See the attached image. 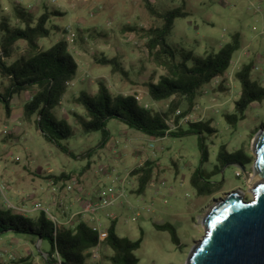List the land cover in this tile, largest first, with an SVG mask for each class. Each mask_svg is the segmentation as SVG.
Wrapping results in <instances>:
<instances>
[{
    "label": "rangeland",
    "instance_id": "1",
    "mask_svg": "<svg viewBox=\"0 0 264 264\" xmlns=\"http://www.w3.org/2000/svg\"><path fill=\"white\" fill-rule=\"evenodd\" d=\"M49 1L0 0V16L14 20V7L17 5L32 10L37 16L45 9L58 10L63 15L51 17L47 26L52 29V33L49 38L40 40V45L47 50L59 41L66 40L68 51L79 66L75 80L60 106L55 109L56 116L66 119L75 131L74 137L60 142L61 146L68 148L77 158L66 154L57 145L48 143L37 129L35 117L31 120L25 119L24 107L32 95L31 92L15 96L10 116L7 115L5 105L0 103L2 206L6 198L12 205L20 207V197L27 198L31 196L33 188L38 189L44 185L42 176L44 180H50L48 176L52 170L55 175L63 172L79 173L87 165L88 159L82 156L98 146L102 134H86L82 131L73 113L82 115L84 110L75 104L74 99L82 91L96 94L99 80L106 83L112 94L134 95L141 105L149 104L155 111H167L171 104V101L152 102L147 88L144 87V83L152 78L157 82L165 74V70L154 62L146 49L148 37L145 31L160 27L162 22L147 11L144 0H56L55 4ZM152 2L159 11H170L184 6L189 13V16L178 18L174 22L172 32L167 37V43L172 48L192 52L195 58L205 57L218 53L231 41L232 35L239 33L240 47L233 56V63L241 57L243 65L252 63L254 68H260V71L252 72L253 80L259 81L264 76V0ZM26 50V43L19 42L11 61L16 60ZM104 58H117L128 72L129 80L119 73H113L110 66L100 63ZM178 60L181 58L178 57ZM188 65L193 66V60ZM226 73H232V65ZM263 82L264 80L261 83ZM7 84V81L0 79V94ZM240 93L241 85L235 76L231 87L227 79H219L218 82L206 86L196 102L190 119L193 122H210L211 128L216 132L203 134L209 152V160L205 164L201 163V136L154 140L129 129L118 120L109 121L107 129L110 137L107 145L96 150L91 158L92 168L84 174L77 187L68 193L72 205L67 202L60 205L64 189L60 190V197L52 200L54 205L58 209L63 208L67 213L73 211L74 207L75 213L82 212L85 204L96 203L100 196L109 193V188H121L125 180L126 198L113 207L98 211L94 216L99 224L106 229L114 220L117 222L116 233L119 237L134 242L142 239L140 249L134 253L138 264H185L193 246L205 234L201 221L216 201L230 192H239L246 200L253 198V185L247 183L244 173L235 165H226L220 173L213 176L212 182L223 184L215 196H198L190 183L191 175L197 168L202 167L210 173L214 171L218 165L217 155L221 146H226L231 153L244 150L251 157L250 164L244 167L249 172V180L253 178L255 157L251 146L259 131L264 129V101L251 105L246 111L245 120L232 126L226 121L225 114L234 113L235 102ZM185 108L186 105H183L180 110ZM4 130L8 134L4 135ZM135 134L146 138L136 139ZM4 150L7 153H3ZM148 160L155 163L154 176L145 193L138 195L137 177H133L131 172ZM101 169L104 171L101 172ZM19 176L34 183L31 182V187L13 188L12 182ZM42 203L49 207L50 213L60 222V215L52 206ZM130 206L138 208L141 213L136 222L131 221L133 212ZM40 212H34L35 217ZM84 220L88 225L97 223ZM161 223L174 227L178 243L172 241L170 231L157 228ZM8 236L9 234H4L0 239L8 241ZM2 240L0 264H11L13 261L10 260L15 258H28V251L22 244L11 249L10 242L1 244ZM29 245L33 257H36L33 264H46L43 255L55 254L49 241H43L40 248L32 241ZM112 253L110 248L102 246L101 260L96 263L90 260L87 264H111L105 256Z\"/></svg>",
    "mask_w": 264,
    "mask_h": 264
},
{
    "label": "trees",
    "instance_id": "2",
    "mask_svg": "<svg viewBox=\"0 0 264 264\" xmlns=\"http://www.w3.org/2000/svg\"><path fill=\"white\" fill-rule=\"evenodd\" d=\"M147 11L161 20L162 25L146 30L148 42L146 49L154 62L165 70L157 82L152 80L144 83L152 102L171 101L167 111L146 109L134 95H114L106 83L98 81V91L90 94L82 91L74 99L84 113H73L77 123L86 134L101 132L102 140L95 149L87 151L82 157L87 158V165L79 173L51 174L48 178L57 184L76 180L80 182L84 174L92 167L91 158L96 150L105 148L110 133L107 123L118 120L129 129L140 132L154 140L183 138L191 135L200 137L201 163L209 160V152L205 145L204 133H216L210 122H193L191 117L196 108V102L206 86L215 79L223 77L233 62L234 54L239 50L241 35H232L231 41L225 44L218 53L195 58L192 52L178 51L167 43V37L172 32L174 22L185 18L189 13L185 7L170 11H159L152 0H144ZM15 18L0 16V79L7 81V86L0 94V103L5 105L7 115H11L13 98L22 93H32L25 104L24 117L26 120L36 118V127L43 138L61 148L66 154L77 158L61 141L75 136L73 127L66 119H59L55 109L60 106L63 97L78 73V63L68 51V42L61 40L47 50L40 45V40L47 39L52 29L47 25L54 16H63L58 10L45 11L40 15L23 6L14 7ZM25 42L27 50L16 60L11 61L17 51V44ZM178 57L181 60H178ZM193 60L194 65L188 62ZM100 63L110 66L113 73H119L129 80L128 72L117 58H104ZM254 71L252 63H245L236 74L241 85L239 99L235 102L234 113L225 114L228 124L237 126L246 118L247 109L264 101V82L251 78ZM186 108L181 111V107ZM218 165L213 172H206L202 167L197 168L190 178V183L200 197H212L220 192L222 183L212 182L214 175L220 173L226 165H248L251 157L244 150L229 152L226 146H221L217 155ZM155 163L146 161L135 168L131 175L137 177L136 193L143 195L151 184ZM1 196V195H0ZM116 221H112L108 229V237L103 244L113 253L105 256L111 264H138L135 251L140 249L142 239L131 241L121 238L116 233ZM161 231H170L172 241L178 243L175 229L170 224L157 225ZM4 234L29 236L35 241H49L52 252H58L62 263L87 264L91 260V251L99 244L98 233L84 221L73 226L61 225L51 220L43 211L35 218L26 217L16 210L6 208L0 203V237ZM53 254L49 255L51 258ZM29 259L14 260L13 264H27ZM52 263L56 261L52 260Z\"/></svg>",
    "mask_w": 264,
    "mask_h": 264
},
{
    "label": "water",
    "instance_id": "3",
    "mask_svg": "<svg viewBox=\"0 0 264 264\" xmlns=\"http://www.w3.org/2000/svg\"><path fill=\"white\" fill-rule=\"evenodd\" d=\"M251 151L257 184L250 183L244 165H231L238 166L253 185V198L230 192L216 201L201 221L205 234L185 264H264V129L254 138Z\"/></svg>",
    "mask_w": 264,
    "mask_h": 264
},
{
    "label": "built area",
    "instance_id": "4",
    "mask_svg": "<svg viewBox=\"0 0 264 264\" xmlns=\"http://www.w3.org/2000/svg\"><path fill=\"white\" fill-rule=\"evenodd\" d=\"M49 2L52 4H55L56 0H50ZM240 59H241V57L235 63L232 62L233 64H232V73L231 74L226 73L223 78L222 77L217 78L212 83L218 82L219 79H221V80L227 79L229 81V85L231 87V85L233 84L234 76L236 77V74L242 69V66H243ZM254 70L260 71V68L255 67ZM144 107L146 109L151 108V106L149 104H145ZM190 118L191 117H187L186 120H190ZM3 134L6 135V134H8V132L6 130H4ZM103 171H104V169H101V172H103ZM51 174H55V171L52 170ZM47 183H48V186L50 188L52 195L57 197V195L59 194L61 189H64L66 193H70L77 187V184L79 182H77L76 180H73V181L61 182V183L57 184L53 179H50V180H48ZM125 184H126V181L123 180L121 188H119L117 190L114 188H109L107 190V192H109L110 194L109 193L103 194L102 196L99 197L98 201L94 204H92V203L85 204L83 206V211L73 214L71 216V218L69 219V221L67 222L66 226H73V225H75V223H78L79 221H83L86 217H88L92 222H97L93 225H90L91 229L94 232H97L98 237H99V244L95 248H93L91 251V254H92L91 260L95 263L99 262L102 258V246L108 237L109 227L104 229L103 226L101 224H99L98 220L95 218L94 215L97 214V212L100 210L115 206L119 201L126 198L127 191L125 188ZM79 190L81 191L82 189L80 188ZM0 195H1V190H0ZM3 205L6 208L16 210L21 215H26L28 213V208H26L25 206L16 207V206L12 205L11 202L6 198L4 199ZM33 208L35 211L45 212L51 220L60 224L58 219L55 218V216H53L50 213L49 207L45 206L42 202H36L34 204ZM130 210L133 212L132 217H131V221L136 222L138 220V218L141 216V213H140L139 209L134 207V206H130ZM146 211L150 212V209H147ZM108 217L113 218L112 216H108ZM52 260L56 261V263H52ZM45 262H46V264H63L61 259H60L58 252H56L51 258H49V256H46Z\"/></svg>",
    "mask_w": 264,
    "mask_h": 264
},
{
    "label": "crops",
    "instance_id": "5",
    "mask_svg": "<svg viewBox=\"0 0 264 264\" xmlns=\"http://www.w3.org/2000/svg\"><path fill=\"white\" fill-rule=\"evenodd\" d=\"M263 80H264V76H261L259 81L262 82ZM14 99H15V97L13 98L10 106L13 105ZM12 110H13V107L11 106V113H12ZM143 135L135 134V137H136V139L137 138L138 139H143V138L148 137L146 135H144V136H146V137H144ZM148 138H150V137H148ZM5 151L6 150H4L3 153H7ZM11 175H15V173H11ZM42 177L44 178V176H42ZM43 178H42V180H43V182H45L44 185L40 186L38 189L37 188H33V191L30 194L31 196H28L27 198L20 197V200H19L20 206H25L26 208H28V213L25 216L26 217H34L35 218L34 212H36V211L33 208L34 204L36 202H44L46 205L52 206V208L55 210V212L60 215V224L61 225H67V222L69 221L71 216L73 214H75V210H76V209H74L75 207L73 208V211H71L70 213H67L66 211H64L63 208L62 209L61 208H59V209L56 208V204L54 205V203L52 201V200H56V196L52 195V193L50 191V188L48 186V183H47L48 182L47 179L45 178L46 180H44ZM31 182H32V184L34 183V181L26 180L25 177L19 176L18 178L16 177L13 180L11 186H13V188H15L16 186H21V187H24V186L28 187L29 186V187H31V185H32ZM69 195L70 194H68L66 192L61 193L60 205H63V203H66V202H67V204H71L72 205V202H71V200L69 198L71 196H69ZM58 196L60 197V195H57V198H58ZM67 204H65V205H67ZM73 205L75 206L74 203H73ZM85 219L87 221H90V219L88 217H86ZM163 224H167V223H161L160 225H163ZM8 238L10 239L8 241H6L5 239L4 240L0 239V240H2L1 244L4 243V242H10L9 244H11V245L9 246V248H11V249H16L18 246H20L22 244V247L25 248L28 251V255H29L28 258H18V259L15 258L13 260H10L12 258H9V260L10 261H14V260L18 261V260H22V259H29L27 264H33L34 261L36 260L35 259L36 257H33L32 253H31V250H30L31 246L29 245V243H31V241H32L33 244L36 247L40 248L42 243H43V241L40 240V239H36L35 241H33L34 239L32 237H29V236H23L22 237V236H18L16 234H9ZM46 256H48V255L44 254L43 257H42L44 263H46L45 262ZM37 258H39V257H37ZM11 264H13V262Z\"/></svg>",
    "mask_w": 264,
    "mask_h": 264
},
{
    "label": "bare ground",
    "instance_id": "6",
    "mask_svg": "<svg viewBox=\"0 0 264 264\" xmlns=\"http://www.w3.org/2000/svg\"><path fill=\"white\" fill-rule=\"evenodd\" d=\"M251 178V177H250ZM250 183H252V184H257L258 182H254V179L252 178L251 180H250Z\"/></svg>",
    "mask_w": 264,
    "mask_h": 264
}]
</instances>
